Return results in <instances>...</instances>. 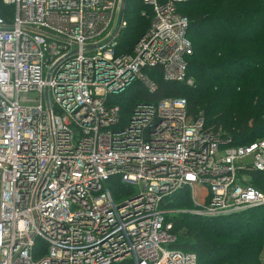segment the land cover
<instances>
[{
  "label": "built area",
  "instance_id": "built-area-1",
  "mask_svg": "<svg viewBox=\"0 0 264 264\" xmlns=\"http://www.w3.org/2000/svg\"><path fill=\"white\" fill-rule=\"evenodd\" d=\"M184 1L141 0L149 25L123 46V0H3L0 264H199L172 247L170 198L190 190L205 218L264 206V138L235 144L184 97L116 103L157 75L194 84Z\"/></svg>",
  "mask_w": 264,
  "mask_h": 264
},
{
  "label": "trees",
  "instance_id": "trees-1",
  "mask_svg": "<svg viewBox=\"0 0 264 264\" xmlns=\"http://www.w3.org/2000/svg\"><path fill=\"white\" fill-rule=\"evenodd\" d=\"M181 3L178 11L190 20L188 36L194 53L189 57V75L195 79V85L168 83L157 75L153 79L158 90L149 94L137 83L118 99L124 116L138 98L156 101L184 97L190 115L195 117L202 113L207 127L219 129L222 126L235 144L246 145L263 139L264 0H191ZM191 4L196 6L195 10L189 14L182 12L183 6ZM125 9L128 27L121 37V44L132 46L149 25V19L141 16L145 9L141 0H126ZM11 14L12 8L0 0V16ZM125 101L128 104H124ZM252 183L264 191V172L256 173ZM189 196L188 192L177 193L167 207L187 208L191 202ZM246 214L249 215L246 217ZM171 216L177 236L172 247L196 253L199 264H262L259 259L264 243V206L223 218H198L201 220L189 223L191 226L185 225L186 235L182 237L185 235L186 239L180 238L181 227L176 228L175 221L179 218ZM181 217L196 219L188 213ZM235 222H240V228L246 232H226ZM214 236L224 237L226 241L212 243ZM232 250L237 252L230 253ZM223 253L228 254L223 257Z\"/></svg>",
  "mask_w": 264,
  "mask_h": 264
},
{
  "label": "rangeland",
  "instance_id": "rangeland-1",
  "mask_svg": "<svg viewBox=\"0 0 264 264\" xmlns=\"http://www.w3.org/2000/svg\"><path fill=\"white\" fill-rule=\"evenodd\" d=\"M188 1H191V0H188ZM188 1H184L185 3L184 4H186ZM181 4H183V3H181ZM183 9V10H182ZM182 12H185L186 14L188 13V12H192V10H195L196 9V6L194 7V5H186V6H183L182 7ZM189 14V13H188ZM4 16H6V15H4ZM193 85H195V82H194V84ZM117 101H118V99H116ZM117 104H120V103H118V102H116ZM124 104H128L126 101H125V103ZM220 128H222V126H220ZM222 130H223V128H222ZM184 192H188L189 193V198H190V200H191V192H190V190H184L183 192L182 191H180L179 193L180 194H184ZM178 193V194H179ZM118 197H119V195H117ZM174 198H175V196H174ZM173 198V199H174ZM171 199V198H170ZM175 200H177V198L175 199ZM171 201V200H170ZM169 201V202H170ZM168 208L169 209H171L172 210V215L173 216H176V217H178L179 219H177L175 222H176V228H178V227H181L180 229H179V234H180V238L181 239H186V238H188L187 236H185L186 234H185V225L186 224H189V223H192V222H197V221H200L201 219H198V218H205V217H199V216H196V215H194V214H189V215H191V216H193V217H195L196 219H194V218H186V217H181V215H183V214H185V213H181L182 211H189V210H191L192 208H193V202H192V200H191V202H190V206L189 207H187V208H183V209H179V208H177V207H171V206H169L168 205ZM179 210H181V211H179ZM249 214H246L245 216L247 217ZM223 217H225V216H223ZM223 217H218V218H223ZM231 224V223H230ZM190 225V224H189ZM188 225V226H189ZM191 226V225H190ZM229 230L228 231H226V232H228L229 234H231V233H233V231L232 230H235V232H237V233H240V234H242V233H244V232H246V231H244L242 228H240V222L239 223H236L235 222V224H231V227L229 226ZM183 234H185L184 235V237H182L183 236ZM224 241H226V238H224V237H218V236H214L213 238H212V240H211V242L212 243H214V242H217V243H222V242H224ZM234 250H232L230 253H232ZM237 251L235 250L234 251V253H236ZM227 254L228 253H223L222 255H223V257H225V256H227ZM260 262L262 263V264H264V243H263V247L261 248V254H260ZM225 264V263H224ZM226 264H229V263H226Z\"/></svg>",
  "mask_w": 264,
  "mask_h": 264
},
{
  "label": "water",
  "instance_id": "water-1",
  "mask_svg": "<svg viewBox=\"0 0 264 264\" xmlns=\"http://www.w3.org/2000/svg\"><path fill=\"white\" fill-rule=\"evenodd\" d=\"M125 4H126V0H123L122 13L124 12ZM181 213H188V214H190L189 212H186V211L181 212Z\"/></svg>",
  "mask_w": 264,
  "mask_h": 264
}]
</instances>
